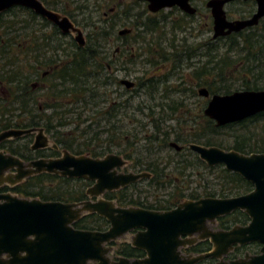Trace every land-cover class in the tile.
<instances>
[{
    "label": "water",
    "instance_id": "obj_1",
    "mask_svg": "<svg viewBox=\"0 0 264 264\" xmlns=\"http://www.w3.org/2000/svg\"><path fill=\"white\" fill-rule=\"evenodd\" d=\"M137 1L146 2L150 13L173 7L188 15L196 13L190 0ZM233 1L236 0H208L206 3L213 19L215 39L256 26L264 17V0H256V13L251 18L227 21L224 6ZM15 7L29 9L46 18L63 34L77 32L76 41L84 44L81 32L68 17L46 9L40 0H0V13ZM125 33L122 31L120 35ZM119 83L126 90L135 87L134 82L128 79H121ZM198 95L208 99L203 115L216 127L238 123L264 112V90L210 95L206 88H201ZM32 131H5L0 134V142L22 137ZM38 135L37 140L46 142L42 130ZM39 146L42 145L35 143L32 149ZM170 147L177 151L182 149L175 142H171ZM187 148L208 167L223 166L228 172L239 175L252 184L253 190L230 198L184 200L167 211L122 208L98 197L150 178L151 175L146 172H119L128 161L118 154L92 158L86 154L76 156L63 151L57 159H39L25 164L15 156L0 152V187H13L29 177L48 173L93 182L86 194L89 198H97L96 201L62 203L22 198L9 192L0 193V264H199L207 259L216 260L215 264H264V153L244 155L198 144H189ZM11 170H15V173H9ZM236 211L248 216L246 226L236 225L229 230L210 228L219 218ZM91 213L105 219L109 228L105 231H88L73 227L82 216ZM132 231L136 233L129 243L143 251L145 257L111 260L109 253L113 248L110 244ZM200 240L210 241V252L182 255V248ZM255 242L261 244L259 254L246 253L242 258L225 259L234 246Z\"/></svg>",
    "mask_w": 264,
    "mask_h": 264
},
{
    "label": "trees",
    "instance_id": "obj_2",
    "mask_svg": "<svg viewBox=\"0 0 264 264\" xmlns=\"http://www.w3.org/2000/svg\"><path fill=\"white\" fill-rule=\"evenodd\" d=\"M90 2L91 0H88V3L81 4L77 8L83 6L82 12H89ZM44 3L47 5L46 2ZM94 4L93 0V7L96 5ZM17 9L12 8L7 14L8 18L3 22L7 37H15L16 15H19ZM29 13L28 10L23 9L22 16L26 22L30 16ZM12 14L15 19H12ZM121 15L126 19L127 14ZM110 24H114L112 18L109 22L104 23L103 27L106 28H98V53L95 47V32L92 30L86 54L80 59H76L72 64L70 120L64 124L73 126L76 116H79L77 124L88 123L78 137L72 138L68 145L65 144V147L73 155L89 154L92 158H99L109 154L113 149H118V155L129 161L134 160L133 167L150 172L151 178L140 180L117 192L110 193L107 198L116 200L117 204L122 207L132 206L147 210L167 211L175 208L184 200L230 198L251 192L253 190L251 183L235 173L228 172L223 166L208 167L187 148L184 152L169 155L164 161L159 160L158 157L154 158L157 150L168 147L172 135L173 141L177 143L185 137L179 121L176 123L177 127L165 125L168 121H173L172 116L177 114L180 109L175 101L167 102L165 105L163 103L156 104L158 112L154 111L152 104L144 107L148 112L146 115L149 119L148 124L152 125L151 132H148L149 135L143 134L144 136L139 137V133L127 128L128 124H131L130 120H133V116H130L129 113V100L127 99L124 103L118 102L119 98L111 99L105 88L109 80L107 65L109 67L112 65L105 61V53L100 52L99 48L100 45L102 47L105 45L107 28ZM259 26L248 33L216 40L211 53H207L206 50L205 54H198L206 57V60L201 63V67L194 72L199 82L198 87L204 86L210 95H226L245 90H264V85H259V81L264 80V21ZM154 30L155 27L152 26L150 31ZM179 54L181 52L174 50L171 56H166L163 59L174 57L177 60ZM191 58V56H186L185 59L190 60ZM156 63V61H151L150 65L154 66ZM14 79L13 76L12 80ZM27 79V76L24 75V84ZM149 83L143 84L141 87H144L150 95V88L154 89V86ZM101 89L102 91H100ZM99 92L102 96L101 103L97 102ZM26 97L27 95L23 92V102ZM99 104L104 107L98 110ZM24 105L25 103H23ZM199 116L202 124L196 123L190 128L194 130V133L188 135L190 138L184 144L214 146L244 155L264 153V112L223 127H216L215 123L204 115ZM139 126L143 128L145 124L140 123ZM224 137L232 141L225 142ZM140 140L146 141V144L139 147ZM77 141L80 143H76ZM75 146H77L76 150H74ZM202 172L206 174V178ZM193 177L199 180V184L197 183L195 187L191 186L195 183L192 180ZM210 177H213L214 180H210ZM71 182L78 183L79 187L73 188L70 185ZM83 184L85 187H82ZM88 185L89 183L81 182L80 179L41 174L29 177L13 187L2 186L0 192H11L22 198H35L46 202L78 203L86 199ZM202 186V191H199L197 187ZM248 222V216L242 211H236L218 220L221 229H228L233 225L244 226ZM108 226L106 220L94 213L85 215L73 224L75 229L88 231H104ZM112 246L115 247L113 253L115 259L120 257L142 259L145 257L143 251L133 248L130 243H112Z\"/></svg>",
    "mask_w": 264,
    "mask_h": 264
},
{
    "label": "flooded vegetation",
    "instance_id": "obj_3",
    "mask_svg": "<svg viewBox=\"0 0 264 264\" xmlns=\"http://www.w3.org/2000/svg\"><path fill=\"white\" fill-rule=\"evenodd\" d=\"M85 1L87 0H83V1L45 0L44 2H46L47 5L43 2V0L41 1L42 4L46 7V9L54 13L60 14L62 16L68 17V19L74 24L75 28L79 29V31L81 32L84 38L83 45H80L79 42L76 41V37L78 35L77 32L63 34L56 25L49 22L46 18L23 7H15L18 8L17 10L19 13V15H16L15 37H7L5 32V25L3 24V22L8 18L7 14L11 9L4 13H0V134L8 130H28V129L33 130L30 134L24 135L22 137L1 141L0 152L3 154L15 156L21 159L25 164L39 159H57L61 157L63 151L71 152L68 148L65 147V144L68 145L69 142H71V139L67 138L66 140L65 133H63L64 136L62 134V130H64L67 126H69L64 124L70 120L71 67L72 64L75 63L74 61H76V59H80L81 57H83L84 54H86L87 52L86 48L92 36L91 33L92 30H94L95 32V41H96L95 47L98 53V0H95L96 24L94 29H92L90 32L86 34H83L82 28L79 25H77V22L75 20V16H74L75 13L77 14L79 13L78 11L79 8H77V6H80L81 3ZM135 1L136 2L134 3L143 4L146 10L148 11V12L145 11V13L144 11L142 12L143 15H145L143 19L140 17L133 18L132 21L130 19L129 13H122V12L117 13V11H114L113 14L115 13L117 14L115 15V19L113 20L115 21L116 25H122V26L131 25V27L135 29L137 32L136 37L138 39H135V42L137 43H140L139 40V38L141 37L140 34H142L143 32L147 33L149 29V24L157 23V21L154 19L155 17L151 16V14L153 15L156 14L159 16V14L161 15L162 13H164V16H162L161 20H159L162 24H168V23L171 24L174 22L168 16V15H172V12L179 13V15L182 17L181 19H183L184 21L187 20L188 22H193L192 20L194 19V17L198 15L197 8H195L192 5L193 0H190V4L192 7L196 9V13L194 15H188L182 12L177 7L163 9L157 13H150L148 10V4L146 2H139L137 0ZM248 1L253 3V8L247 12L244 11L236 12L237 14H230V12L225 11V7L229 3L226 4L224 6L226 20L231 22V21H238V20L241 21L251 18L256 13V9H257L256 0H246V1L236 0L233 2L245 3ZM70 5L72 6L71 9H70ZM23 9L28 10L30 12L29 13L30 16L28 17L27 22L22 16ZM165 11H170V12L168 13ZM208 11L210 12V9H208ZM142 13L140 15H142ZM121 14H127L126 20H128V22L131 21V23L126 22V20ZM140 15L137 14L135 16H140ZM103 16L106 17L107 14L104 12ZM168 20H171V22H169ZM262 21H264V17L259 21L258 25L256 26L248 27L240 32H236V33L233 32L226 36L215 39L214 30H213V19L210 13L209 24H207L208 27L207 29H205V31H207V34H211L210 38L205 39L204 42H201L202 44L199 43L197 48H191L190 45L191 48L190 52H189V45L185 43L186 39H182L178 45H171L169 48L170 53L165 55L164 57L171 56L174 50L178 51L179 47H184L185 49L182 53L188 52L189 54L187 56H191V57L199 56L196 54L199 52V50L204 48L207 50V53H211V51L213 50L214 41L223 40L243 33H248L253 28L259 26V24ZM189 30L192 31L193 28L190 27ZM122 31H126V33L120 35V32ZM131 32L132 30L129 28L120 29L117 31V40L120 41L119 44L120 48H115V51L112 52V57L119 56L120 53H123V51H125L124 43H127V40ZM189 34L191 35L190 32ZM104 43H105L104 47L100 45L99 51L105 53L106 62L112 63V60L108 59L107 56V52L109 51L107 49V46L108 45L110 46V43L108 40H106ZM126 46L129 45L126 44ZM146 47L150 48V45L147 44ZM147 53L150 57L149 50H147ZM143 55L145 57L144 61L146 62L148 67L151 68L150 62L153 60H151L145 52L140 56ZM107 68L110 72L111 68L108 65ZM24 75L27 76L28 78L25 84L23 82ZM13 76L15 78L14 80H12ZM114 80L115 82L117 81L116 78ZM120 80H118V84L122 86L119 83ZM134 84L136 87L135 82ZM23 92L27 95L26 99H24L25 102H23L22 99ZM23 103H25L24 106ZM39 130H42L43 136L46 138V142L43 139L37 140V136H39L38 135ZM171 142H169L168 144L169 148H171L170 147ZM35 143L42 146H39L36 149H32V146L35 145ZM181 146L182 149L180 151H177L176 149L173 148H171V150H173L174 153L184 152L186 151L188 144H182ZM126 161L129 162V160ZM134 171L135 172L133 173L146 172L141 169H135ZM9 173H15V170H11L9 171ZM146 173L150 174V172H146ZM41 174H48V173H41ZM144 179H149V178H144ZM80 180L81 182L89 183L87 189H89L93 185V182L86 181L83 179ZM82 187H85V184H83ZM113 192H117V191L106 192L102 195V197H104V200L112 201L116 206L122 207L117 204L116 200L107 198V195ZM0 193H8V192H0ZM91 199L92 198H89L88 195L86 194V199L84 201ZM95 199L97 200V198ZM127 207H132V206H127ZM122 208H126V207H122ZM218 220H217V226H218L217 230H229L232 227H234L233 225L230 226V228L228 229H221L219 227ZM131 233H133L134 235L136 231H132ZM112 243L119 244L117 243V241ZM112 243L110 244L111 246ZM112 248H113L112 256L110 259L117 260L118 258L115 259L113 257L115 247L112 246ZM260 248H261V244L256 242L244 246L236 245L234 246L233 251L227 257H225V259L234 260V259L242 258L246 253H248L249 255H257L260 252ZM211 249H212V244L210 243L209 240H200L197 241L192 246H187L185 248H182L181 253L184 256L200 255L203 253L210 252ZM215 263L216 260L207 259L200 262L199 264H215Z\"/></svg>",
    "mask_w": 264,
    "mask_h": 264
},
{
    "label": "rangeland",
    "instance_id": "obj_4",
    "mask_svg": "<svg viewBox=\"0 0 264 264\" xmlns=\"http://www.w3.org/2000/svg\"><path fill=\"white\" fill-rule=\"evenodd\" d=\"M83 1V0H81ZM95 1V0H94ZM208 0H193L192 5L197 8L198 15L194 17L192 20L193 22H188L187 20L181 19L182 17L179 13L172 12V15H168L174 22L168 24H162L159 20H161L164 13L161 15H153L154 19L157 23L149 24V29L146 32H143L141 37L139 38L140 43L135 42L136 37V30L131 27V25H116L110 24L107 30V40L110 43V46H107L109 50L107 52L108 59L112 60L110 67L111 70L108 74V82L106 85V93L110 94L112 98H119L118 102H126L129 100L130 109L129 113L130 116H133V120H130L131 124H128L127 128L132 129L131 131H136L139 137L144 136L143 134L149 135L148 132H151V126L149 123V119L146 117L148 114L147 110L144 109L146 106L154 107V111L158 112V109L155 107L156 104L163 103L164 105L167 102L175 101L178 106L180 107L177 114L172 116L173 121H168L165 125L175 126L177 127L176 123L179 121V125L182 129L183 138L180 139L181 142L177 144L181 146L187 140H189V134H193L194 130L190 129L192 126H195L196 123L202 124V120H200V116H203V109L207 104V99L204 97L199 96L197 93L201 88H205L204 86L198 87V80L194 75L196 69L201 67V63L206 60L205 56H196L192 57L190 60H186V56L189 54L188 52H184V47H179L178 51L181 52L179 54V59L175 60L174 57L167 58L166 60L163 59L165 55L170 53V46L171 45H178L182 39H186L185 43L189 45V52L191 48H197L199 43L204 42L205 39L210 38L211 34H207V29L210 20V12L206 8V2ZM135 0H98V28H106L103 27L105 22H109L110 19H115V15L117 13H129L130 19L133 21V18H142L145 17L143 15V11L145 13L148 12L143 4L134 3ZM88 3V0L82 2L81 4ZM95 5V4H94ZM76 7V5H75ZM78 7V6H77ZM72 6L70 5V9ZM83 6H81L78 11L79 13H75V20L77 25L82 28L83 34L90 32L95 27V18L96 12L95 7H93V0L90 2V11L89 12H82ZM253 8L252 2H232L229 3L225 7V11L230 12V14H237L236 12H247ZM170 10V9H168ZM110 11V12H109ZM114 11L117 13L113 14ZM174 11V10H172ZM104 12L107 14L106 17L103 16ZM170 12V11H165ZM142 13V15H140ZM139 14L140 16H135ZM12 14V19H15ZM125 19V18H124ZM126 20V19H125ZM171 22V20H168ZM128 22V20H126ZM128 23H131L128 22ZM260 25V24H259ZM152 26L155 27L154 31H150ZM192 27L193 30H189ZM260 27V26H259ZM129 28L132 30L130 36L127 40V43H124L123 53H120L119 56L112 57V52L115 51V48H120L119 44L120 41L117 40V31L120 29ZM184 28V29H182ZM183 30V31H182ZM186 30V31H185ZM191 33V35L189 34ZM128 44L129 46H126ZM149 44L150 48H147L146 45ZM202 44V43H201ZM191 45V48H190ZM147 50L150 51V57L147 53ZM144 52L148 55V57L156 61L157 63L151 68L148 67L146 64L145 57L140 56L144 54ZM206 49H201L196 55L205 54ZM162 58V59H161ZM199 59V61H198ZM114 62V63H113ZM105 64V63H104ZM113 78V81H112ZM128 79L130 81H134L136 83V87L128 91L124 89L122 86L117 85L114 79ZM152 84L154 86L151 89L150 95L148 91L141 85L146 83ZM148 85V84H147ZM259 85H264V80L259 81ZM144 88V89H143ZM102 91V89L100 90ZM101 92H99V98H97V102L101 103ZM152 96V98H151ZM99 99V100H98ZM104 107L103 105H98V110ZM91 114V112H88ZM79 116H76L74 119L73 126H67L64 130H62V134L65 133V139L67 138H74L78 137L80 133L84 131V127L87 126L88 123L85 125L77 124L79 122ZM145 124L143 128L139 126V124ZM193 130V131H192ZM64 136V134H63ZM173 135L170 137V142L173 141ZM225 142L232 141L231 139L224 137ZM80 143L77 141L76 143ZM146 141L140 140L138 142V146L141 147L145 145ZM95 145V143L93 142ZM79 146V145H78ZM85 146V145H84ZM96 146V145H95ZM225 146H228L225 144ZM77 149V146L74 147V150ZM144 149V148H143ZM118 149H113L112 152L109 154H117ZM174 151L171 148L166 147L162 150H157L154 154V158L158 157L159 160H165L168 158L169 155H173ZM108 155V154H106ZM105 156V155H104ZM99 157V158H103ZM134 160L129 161L126 167L119 169V172L127 173V172H135V169L138 167H133ZM203 176L206 178V174L203 173ZM213 176V175H211ZM208 178V177H207ZM214 180L213 177H210V180ZM192 180L195 181L192 184V187H195L197 183L199 184L198 178L193 177ZM73 188H78V183H70ZM203 185V184H202ZM190 187V188H192ZM202 187H197L199 191H202ZM187 190V188H186ZM98 199H104V197H98ZM95 201V198L91 199ZM212 230H217L218 226L217 223L210 226ZM133 233L126 235L123 239L118 240L117 243L120 242H130ZM255 249V248H253ZM112 252L109 253V257L111 258Z\"/></svg>",
    "mask_w": 264,
    "mask_h": 264
}]
</instances>
